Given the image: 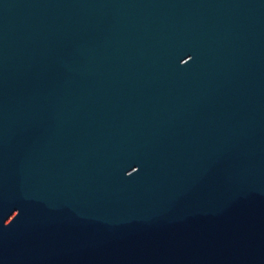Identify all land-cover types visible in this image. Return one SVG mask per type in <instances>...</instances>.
Here are the masks:
<instances>
[{"label":"water","instance_id":"obj_1","mask_svg":"<svg viewBox=\"0 0 264 264\" xmlns=\"http://www.w3.org/2000/svg\"><path fill=\"white\" fill-rule=\"evenodd\" d=\"M0 264H264V0H0Z\"/></svg>","mask_w":264,"mask_h":264}]
</instances>
